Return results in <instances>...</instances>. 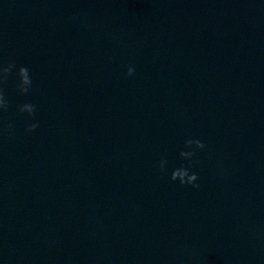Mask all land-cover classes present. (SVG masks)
<instances>
[{
  "label": "water",
  "instance_id": "1",
  "mask_svg": "<svg viewBox=\"0 0 264 264\" xmlns=\"http://www.w3.org/2000/svg\"><path fill=\"white\" fill-rule=\"evenodd\" d=\"M9 62L0 264H264V0H0Z\"/></svg>",
  "mask_w": 264,
  "mask_h": 264
},
{
  "label": "clouds",
  "instance_id": "2",
  "mask_svg": "<svg viewBox=\"0 0 264 264\" xmlns=\"http://www.w3.org/2000/svg\"><path fill=\"white\" fill-rule=\"evenodd\" d=\"M135 68L128 66L126 72V78H131L135 75ZM13 73L16 75V91L23 96H27L33 85L30 70L27 67L17 65L13 62H9L6 65L0 64V116L7 113L10 107L9 101L6 98L4 86L8 84L10 77ZM17 111L20 114H26L29 120H36L37 106L33 103H24L17 107ZM39 127L38 122L30 123L25 129L26 132H35ZM0 132L6 135L8 138H13L15 135V129L12 123H6L0 128ZM184 148L187 149L179 152V157L186 163L181 164L171 172L170 179L172 182H178L182 187H192L198 189L200 185L197 183L198 175L192 171L193 167L199 164V161L194 160V156L197 152H203L206 149L205 143L200 139L190 138L184 143ZM168 170V160L166 157H162L159 162V171L162 175H166Z\"/></svg>",
  "mask_w": 264,
  "mask_h": 264
}]
</instances>
